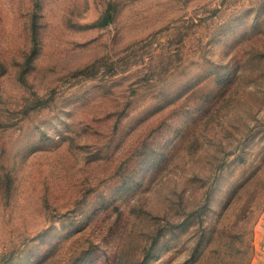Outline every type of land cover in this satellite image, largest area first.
Segmentation results:
<instances>
[{"label": "rangeland", "instance_id": "rangeland-1", "mask_svg": "<svg viewBox=\"0 0 264 264\" xmlns=\"http://www.w3.org/2000/svg\"><path fill=\"white\" fill-rule=\"evenodd\" d=\"M263 212L264 0H0V264H264Z\"/></svg>", "mask_w": 264, "mask_h": 264}, {"label": "crops", "instance_id": "crops-1", "mask_svg": "<svg viewBox=\"0 0 264 264\" xmlns=\"http://www.w3.org/2000/svg\"><path fill=\"white\" fill-rule=\"evenodd\" d=\"M254 242L255 244L258 243L259 253L262 254L261 256L263 257L264 256V212L262 215L261 225L255 228Z\"/></svg>", "mask_w": 264, "mask_h": 264}]
</instances>
